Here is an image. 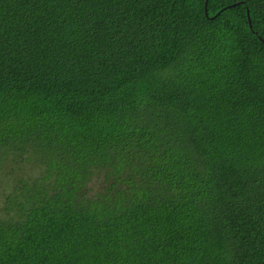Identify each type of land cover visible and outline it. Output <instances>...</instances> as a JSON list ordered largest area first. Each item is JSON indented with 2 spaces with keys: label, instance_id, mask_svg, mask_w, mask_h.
<instances>
[{
  "label": "trees",
  "instance_id": "trees-1",
  "mask_svg": "<svg viewBox=\"0 0 264 264\" xmlns=\"http://www.w3.org/2000/svg\"><path fill=\"white\" fill-rule=\"evenodd\" d=\"M1 192L0 264H264V0H0Z\"/></svg>",
  "mask_w": 264,
  "mask_h": 264
},
{
  "label": "rangeland",
  "instance_id": "rangeland-1",
  "mask_svg": "<svg viewBox=\"0 0 264 264\" xmlns=\"http://www.w3.org/2000/svg\"><path fill=\"white\" fill-rule=\"evenodd\" d=\"M2 198H3V194H2V192L0 193V201L2 200Z\"/></svg>",
  "mask_w": 264,
  "mask_h": 264
},
{
  "label": "water",
  "instance_id": "water-1",
  "mask_svg": "<svg viewBox=\"0 0 264 264\" xmlns=\"http://www.w3.org/2000/svg\"><path fill=\"white\" fill-rule=\"evenodd\" d=\"M247 16H248V21L250 22V18H249V15H248V11H247Z\"/></svg>",
  "mask_w": 264,
  "mask_h": 264
}]
</instances>
